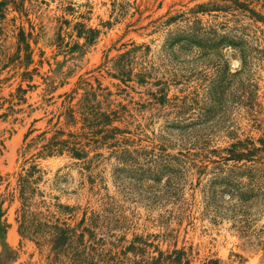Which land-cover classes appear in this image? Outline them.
Returning a JSON list of instances; mask_svg holds the SVG:
<instances>
[{
	"label": "rangeland",
	"instance_id": "obj_1",
	"mask_svg": "<svg viewBox=\"0 0 264 264\" xmlns=\"http://www.w3.org/2000/svg\"><path fill=\"white\" fill-rule=\"evenodd\" d=\"M3 2L0 264H71L76 255L20 235L17 181L33 161L42 172L30 212L77 229L93 244L87 264H174L175 250L184 252L182 264H264V185L247 187L240 171V190L213 186L233 163L202 171L182 159L184 172L173 167L180 190H167L162 173L163 149L177 157L203 145L212 152L264 140V0ZM80 24L99 31L92 43L78 38ZM124 66L126 82L113 77ZM81 82L109 94L98 101L103 112L118 113L109 130H120L121 149L132 153L128 167L117 160L118 147L85 137L83 159L68 152L36 159L42 140L29 147L43 133L62 131L68 140L88 132L80 115L75 123L63 116L65 95ZM216 190L224 192L218 199ZM138 240L148 246L134 252Z\"/></svg>",
	"mask_w": 264,
	"mask_h": 264
},
{
	"label": "trees",
	"instance_id": "obj_2",
	"mask_svg": "<svg viewBox=\"0 0 264 264\" xmlns=\"http://www.w3.org/2000/svg\"><path fill=\"white\" fill-rule=\"evenodd\" d=\"M3 1L4 0H2V3L0 4V12H3L4 8L6 7ZM77 27L79 28L77 32L78 38L84 39L86 44L92 43L99 35L98 30L92 28L87 29L84 24H80ZM117 73L118 76L114 75L113 77L122 79L126 82V80H124V78H128L126 67L124 66L122 68H118ZM80 90L84 91L83 98L81 99V103L77 106V109H74V107H72V102L74 99H76L75 96ZM103 92L104 91L101 88V84H98L96 89H94L92 84L88 82H81L80 88L78 85V88H76L72 93L66 94V101L64 105L66 108L63 116H65L70 122L75 123L76 115H80L84 127L81 130H86L88 132L85 134L79 133L70 135L68 136V140L62 139L64 136L62 131H54V135L51 138H47L49 133H43L41 136L33 139L29 145V147L37 146L40 143V140H42L41 143L43 144L40 147L39 153L36 155V159L62 156L66 152L76 159H83L85 155V148L87 147L86 145L82 144V141L85 137L86 140L88 138L90 145L98 146L112 143L111 147L109 148L118 147L119 150L114 152L118 155L117 160L121 163V165L128 167L129 162H131L129 158L132 156V153L127 148L121 149L122 143L120 140H117V134L120 132V130H109L110 126H112L116 119H118V113L113 112L111 114H107L106 112L102 111L101 107L103 102L98 101V97L101 96L106 98V96H109V94L105 95ZM250 102L251 101L247 99L246 103ZM248 106L249 105H247V107ZM257 143H259L260 146H257ZM200 147L201 148H197L199 151L197 154L186 156L183 153H178L177 157L167 154L164 149L162 150V173L167 175V190H180L178 174H173V167L174 165L179 166L182 168V172H184L186 168L183 170L182 164H185V162L182 159H186L194 164L191 169H198L202 171L208 167L205 166L207 163H218L219 166H221V169L224 168V166L229 167L228 165L233 163L231 168H234V170H229V173L224 179H216L213 183V186L217 185L218 187H230V189L232 188L233 190H240V188H242V183L238 181V179H242L241 175L239 174L240 171L247 173L246 178L250 182L247 187L264 185V140H238L237 142L231 144L228 148L222 150L217 149L213 150L212 152L207 150L208 148L206 145ZM209 155L216 157L217 159L211 162V157H209ZM190 156L195 158V160H190ZM199 159L201 161H199ZM249 163L252 165V167H247V164ZM256 165L260 167H257ZM236 170L237 173L235 172ZM221 171L222 170H220V173ZM41 172L42 171L39 165L35 164V161H33V165L18 178L16 191L19 194L21 208L18 213L17 222L19 224L20 235L23 238L36 241L41 245L48 244L52 251L57 254L72 250L73 252H76V255L71 258V264H87L84 260V255L87 253L88 249H91L93 244H89L87 246L83 241L84 236L82 234H77V229H70L65 222H60L59 220L56 221L52 226L46 223L44 224L30 212L31 200L37 192L35 185L41 181ZM232 176L237 177L238 182L236 185H234V178H232ZM220 194H224V192H217V190L213 192V196L216 199H218ZM3 214L4 213L2 212L0 205V222ZM221 215L222 214H218L216 217L223 219V216ZM42 229L47 231L43 233ZM75 240H78L79 243H76L77 246L72 248ZM147 246V243L143 242L142 240H138L134 243H131L130 247L134 252H137L139 249H143V247L146 248ZM82 255L83 258L81 260L80 258ZM183 255V251L175 250L173 254L168 256V259H171L174 264H182ZM208 264H218V262L211 261Z\"/></svg>",
	"mask_w": 264,
	"mask_h": 264
}]
</instances>
